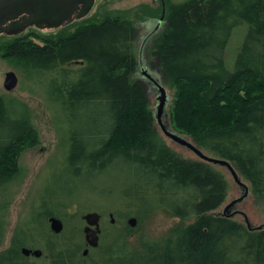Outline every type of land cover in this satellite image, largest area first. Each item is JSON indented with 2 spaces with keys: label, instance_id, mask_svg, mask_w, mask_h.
<instances>
[{
  "label": "trees",
  "instance_id": "trees-1",
  "mask_svg": "<svg viewBox=\"0 0 264 264\" xmlns=\"http://www.w3.org/2000/svg\"><path fill=\"white\" fill-rule=\"evenodd\" d=\"M163 1L164 25L146 53L171 93L169 126L226 160L264 206V0ZM159 13V5L141 4L135 18ZM238 27L243 35L229 70L224 52ZM137 36L130 16L102 4L52 31L0 35V58L44 85L63 127L38 206L0 250V264H264V227L248 229L218 211L224 167L173 153L154 128L134 78ZM37 143L27 113L0 95V208L19 175V155ZM92 211L100 233L97 246L87 247L81 215ZM157 212L176 224L162 239L141 237L136 250L131 237ZM48 217L61 221L58 233ZM21 247L41 254L24 255Z\"/></svg>",
  "mask_w": 264,
  "mask_h": 264
},
{
  "label": "rangeland",
  "instance_id": "rangeland-1",
  "mask_svg": "<svg viewBox=\"0 0 264 264\" xmlns=\"http://www.w3.org/2000/svg\"><path fill=\"white\" fill-rule=\"evenodd\" d=\"M151 1L152 0H98L90 13H93L96 10V7L102 4L106 8V11L111 14L126 13L128 17L130 16L132 18L136 34L138 33L135 45L137 70L134 78L143 86L148 102V108L152 114L155 106V89L151 88L146 81L143 80V77L139 74L140 70L137 64V55L142 42V37L150 30V26H148L147 23H142L141 25V23L137 22V19L135 18L138 6L141 4H146L150 7H157L159 4V0ZM171 1L179 2L182 0ZM242 35V29L240 27L235 28L224 52V63L229 70L232 68L233 57ZM147 45L148 43H146L141 50V65L144 69L146 68L152 76L156 78L158 77L160 80L156 63L152 61L150 55L146 53ZM6 71H12L17 78L15 87L10 91H5L1 85L3 74ZM166 94L167 101L162 116V121L165 123L166 120H168V108L171 100V93L169 90H166ZM0 95H2L6 104L9 107H13L16 112L20 113L25 111L27 113L38 137V143L34 147L25 149L19 155V175L8 187V192L1 203V250L11 244L13 235L21 218L29 217L32 209L34 210L38 206V190L40 189L39 186L41 180L54 162L57 161L59 152L62 151L59 148L61 139L60 128L63 129V127L60 126L58 121L62 118V114L59 112L58 107L47 99L48 97L44 85H38L36 81L25 78L19 70L2 58H0ZM154 128L160 132L155 120ZM170 128L172 131L176 132L174 128ZM178 134L189 141V138L186 135ZM164 140L173 153L181 155L184 158L201 160L185 147L174 143L168 138H164ZM219 170L224 174V178L227 181L225 200L218 209L220 212L226 203L239 195L240 189L234 184L225 168L219 167ZM232 210L244 213L251 226L264 224V206L260 205L249 192L242 201L233 206L231 211ZM232 216L239 222L243 221L241 214H238V212H234ZM176 222L177 220L175 218L162 212H157L148 216V218H145L140 222L139 226L136 228L134 236L131 237L130 240L131 246L137 250V245L141 237L145 239H162L168 233L169 228L176 224Z\"/></svg>",
  "mask_w": 264,
  "mask_h": 264
},
{
  "label": "water",
  "instance_id": "water-1",
  "mask_svg": "<svg viewBox=\"0 0 264 264\" xmlns=\"http://www.w3.org/2000/svg\"><path fill=\"white\" fill-rule=\"evenodd\" d=\"M93 1L94 0H84L81 12L76 17L78 18L86 15ZM68 4V0H0V34L8 36L16 35L22 32L26 27L31 25L38 29H42V27H44L45 29L56 28L59 25L57 18L58 16L65 14L69 10ZM17 15H19V17H16ZM41 21L47 22L44 26H40L39 23ZM152 32L153 31L146 34L140 44L137 55V64L139 65L141 76L145 80H147L151 84L152 88H154L156 91L153 117L160 132L169 140L191 151L201 160L222 166L226 169L234 184L239 187L240 193L237 197L233 198L223 206V208L219 212L220 214L231 216L234 212H238L242 215L245 226L248 229H259L261 227H264V224L251 226L244 213L236 210L231 211L233 206L236 203L242 201V199L247 195V186L238 178L234 168H232V166L224 159L205 155L184 137L172 131L168 124V120H166V123L162 121L163 109L167 101L166 91L161 85L159 78L152 76L151 73L143 69L141 65V50L146 39L151 35ZM16 82L17 78L15 74L12 71H6L3 74L1 85L5 91H10L15 87ZM110 216L111 215L109 214V217ZM81 219L84 222V225L82 227V234L85 245L87 247H96L98 244V235L100 233L99 213L94 211L87 212L81 215ZM47 220L49 223V228L52 232L58 233L61 230L62 224L59 219L55 217H48ZM112 221L113 220L110 219V222ZM127 223L130 226H133L135 223V219L133 217H130L127 219ZM20 252L24 255L30 254L34 257H39L41 254V251L39 249L31 250L25 247H21ZM86 253L87 248H84L82 250V254L85 255Z\"/></svg>",
  "mask_w": 264,
  "mask_h": 264
},
{
  "label": "flooded vegetation",
  "instance_id": "flooded-vegetation-1",
  "mask_svg": "<svg viewBox=\"0 0 264 264\" xmlns=\"http://www.w3.org/2000/svg\"><path fill=\"white\" fill-rule=\"evenodd\" d=\"M68 1H69V4H68V7H69L68 9L69 10L65 14L58 16L57 20H58V24L59 25L56 28L68 25V24H70V23H72V22H74L76 20L84 18L85 16L90 14L93 6L95 5L96 2H98V0H94L92 5H91V7H90V9H89V11L87 12V14L82 16V17H78L77 18L76 16H78L79 13L81 12V8H82V6L84 4V0H68ZM151 2H153V0ZM158 5L160 6V13H159L158 17L147 16V17L143 18L142 21H140L141 25H142V23H147V25L150 26V30L143 35L142 40L146 36V34H148L149 32L153 31L151 33V35L146 39L144 45L148 42V40H150L152 38V36L157 34L158 31L161 29V27L164 25V20H163V15H164V10H165L164 1L163 0H159V4ZM16 17H19V15H17ZM46 22L47 21H41L39 24H40V26H44ZM56 28L45 29L44 27H42V29H38V28H36V27L31 25V26L26 27L22 32H20V33H18L16 35H11V36H17L19 34H23V33L29 32V31H31L33 29L34 30H39V31H52V30H54ZM0 35H4V34H0ZM6 36H8V35H6ZM144 45H143V47H144ZM138 68H139V65H138ZM142 68L144 69L143 66H142ZM145 70H146V68H145ZM143 80L146 81V83L152 88L151 84L147 80H145L144 78H143ZM155 93H156V91H155Z\"/></svg>",
  "mask_w": 264,
  "mask_h": 264
}]
</instances>
